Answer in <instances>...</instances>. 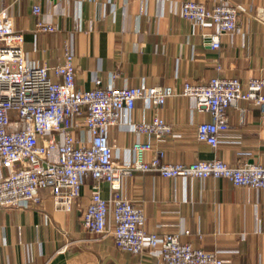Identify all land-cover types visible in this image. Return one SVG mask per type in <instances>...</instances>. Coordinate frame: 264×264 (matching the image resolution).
Here are the masks:
<instances>
[{
	"label": "crops",
	"instance_id": "1",
	"mask_svg": "<svg viewBox=\"0 0 264 264\" xmlns=\"http://www.w3.org/2000/svg\"><path fill=\"white\" fill-rule=\"evenodd\" d=\"M188 0H2L14 28L24 33L23 49L34 62H61L66 41L72 44L75 86L170 87L173 95L161 108L136 102L130 114L135 122L158 116L172 132L158 148L163 161L192 164L219 160L231 167L264 166V110L239 101L227 110L228 129L216 148L196 138L197 126L210 116L198 112L182 96L185 82L202 84L211 78H233L244 83L264 77V0H233L241 11L237 29L219 35L212 49L200 28L179 15ZM210 8L215 0H198ZM51 22L56 32H33L36 16ZM218 67L220 68L218 70ZM117 73V77L114 75ZM128 116H124L127 119ZM135 134L125 125L108 131L115 159H132ZM141 140H146L142 137ZM155 152L147 154L153 158ZM92 180H84L70 212L56 208L49 190H41L38 208L0 209V264H161L150 254L132 255L115 248L111 236L99 237L83 229ZM141 208L147 232L180 233L182 243L204 251H225V264H264V189L235 187L226 179L161 178L152 172H134L114 191ZM111 194L101 184V196Z\"/></svg>",
	"mask_w": 264,
	"mask_h": 264
},
{
	"label": "built area",
	"instance_id": "2",
	"mask_svg": "<svg viewBox=\"0 0 264 264\" xmlns=\"http://www.w3.org/2000/svg\"><path fill=\"white\" fill-rule=\"evenodd\" d=\"M242 8L233 0H215L207 8L198 0L179 7V15L200 28L214 27L205 35L212 49L219 48V35L233 34ZM36 16L33 32L49 34L56 27ZM258 18H264V9ZM24 33L14 28L13 18L0 0V209L38 208L40 191L49 190L56 208L70 212L86 179L92 180L88 205L82 214L83 229L99 237L111 236L115 248L132 255L150 254L161 264H225L222 250L204 251L182 243L180 233L147 232L145 215L131 201L119 197L120 184L134 172H152L165 179H226L235 187L264 189V166L231 167L219 160L192 164L163 161L159 141L171 127L158 116L135 122L129 117L136 102L161 108L173 95L170 87H109L98 81L88 91L75 86L72 44L66 41L61 62H34L23 49ZM220 68L218 67V70ZM117 77V73L114 75ZM182 96L194 102L198 112L210 116L197 126L199 142L216 148L228 129L227 110L239 101H249L264 110V77L242 83L215 77L202 84L185 82ZM124 116H128L127 119ZM125 125L135 134L132 159L118 162L108 141L110 128ZM145 137L146 140H141ZM155 152L153 158L147 154ZM109 186L108 199L101 196V184Z\"/></svg>",
	"mask_w": 264,
	"mask_h": 264
}]
</instances>
